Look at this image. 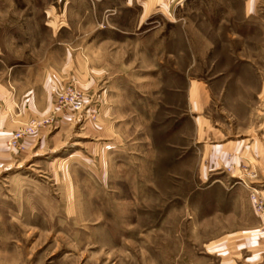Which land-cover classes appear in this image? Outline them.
<instances>
[{"label":"rangeland","instance_id":"374dc122","mask_svg":"<svg viewBox=\"0 0 264 264\" xmlns=\"http://www.w3.org/2000/svg\"><path fill=\"white\" fill-rule=\"evenodd\" d=\"M142 1L0 0V264H264L241 182L264 188V0H164L139 25ZM209 4L232 55L228 28L192 36ZM217 139L252 154L214 169Z\"/></svg>","mask_w":264,"mask_h":264},{"label":"crops","instance_id":"0c3cea01","mask_svg":"<svg viewBox=\"0 0 264 264\" xmlns=\"http://www.w3.org/2000/svg\"><path fill=\"white\" fill-rule=\"evenodd\" d=\"M181 1V0H180ZM213 1H225V0H213ZM256 0H245V3L241 6H239L240 8V12L243 13L244 17H248L249 16V11L255 10V3ZM163 2L164 0H143L142 4L140 5L141 10V16H140V23L139 25H143L146 23V21L148 20V18L150 17L152 11L154 10L155 7L157 6H163ZM230 7V6H229ZM199 10L201 11V13H205V11H209L212 13H216L218 14L215 15L213 17V21L208 20V18L206 17H201L200 20H198L199 22L195 23V28L193 29L192 32V36L197 39L199 38L200 40V44L203 43H207V39L210 36V34H213V30H216V38H218L220 32L224 29V28H228L229 32H230V39L227 41L229 43V53L230 55H232V23H229V25H224V22H222V19L220 17V14L222 13H229V9L228 6H219L216 4L210 5L209 6H198L197 7ZM194 11H197L196 9ZM232 13V12H231ZM226 17V16H224ZM232 18V15L230 16V20ZM162 27V26H161ZM244 28H242L240 31H237L238 33V37H242L244 36ZM150 33H148V31H146L144 33V37L146 38L147 36H149ZM166 36L164 38L167 37V34H165ZM162 39H163V34L161 35ZM243 38V37H242ZM209 52V51H208ZM203 58L200 56H196V54H193L192 59L193 60H201ZM173 92H175L177 95H182L183 97V101L185 104V107L187 108V111L189 113H191L194 118V123L197 126L196 130L200 133H204L207 130V127L209 126V124H211V118L208 115V110L210 108V105H212L210 102L211 100V87L209 85L208 82L206 81H195V80H188L187 84L183 85V86H176L175 88H173ZM222 93H224V91H221ZM205 133H208L205 132ZM205 135V136H204ZM202 134V139L197 140L196 142H206V140L208 139V134ZM212 135V134H211ZM213 136H216L213 134ZM217 141L219 144H203L202 147V151H206L207 152V156L209 158H214L215 160H211L213 161V163L211 162L210 165H214V169L220 168V167H226L228 165H231L232 167L236 168L238 167V162L239 161H244L243 158V154L246 155L248 154H252L251 148L250 146H246V148H244L243 150L240 149V146H236L233 144H230V142H220L219 139L215 140ZM203 155V154H202ZM243 157V158H241ZM257 159V158H256ZM258 162H260L261 160H257ZM252 165V163H250ZM254 166V165H252ZM203 169L208 170V166L207 164L202 165ZM202 170V169H201ZM246 201L248 203V205L250 204V201L248 199L247 193H246ZM250 206V205H249Z\"/></svg>","mask_w":264,"mask_h":264},{"label":"built area","instance_id":"2783aa9c","mask_svg":"<svg viewBox=\"0 0 264 264\" xmlns=\"http://www.w3.org/2000/svg\"><path fill=\"white\" fill-rule=\"evenodd\" d=\"M178 3V2H177ZM179 4V3H178ZM177 5V4H176ZM33 128L28 127L26 129V131H30ZM21 133H18L16 135V138H20L21 137ZM233 167L230 166L229 170H232ZM240 170V168H239ZM241 173H245L246 171L248 172L247 174H250L251 172L248 170L247 167H242L241 168ZM241 182L245 185V187L248 189V194H249V200L251 203V206L254 210V212L258 215H262L264 216V188L262 189H257L254 188L253 186H250V182H246L244 181V179H241Z\"/></svg>","mask_w":264,"mask_h":264}]
</instances>
